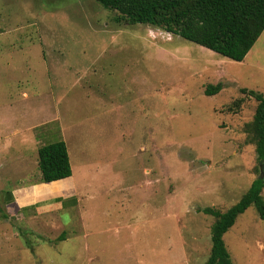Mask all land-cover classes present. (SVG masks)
Segmentation results:
<instances>
[{
    "label": "rangeland",
    "instance_id": "374dc122",
    "mask_svg": "<svg viewBox=\"0 0 264 264\" xmlns=\"http://www.w3.org/2000/svg\"><path fill=\"white\" fill-rule=\"evenodd\" d=\"M116 16L94 0H0V119L36 137L33 171L63 140L77 191L0 220V264H205L215 218L200 210L264 183L257 103L241 93L264 96V32L236 63ZM223 241L231 264H264L254 207Z\"/></svg>",
    "mask_w": 264,
    "mask_h": 264
},
{
    "label": "trees",
    "instance_id": "16d2710c",
    "mask_svg": "<svg viewBox=\"0 0 264 264\" xmlns=\"http://www.w3.org/2000/svg\"><path fill=\"white\" fill-rule=\"evenodd\" d=\"M103 9L116 12L118 25H146L201 46L236 63L247 54L264 32V0H94ZM222 85L207 86L206 97L218 94ZM241 93L253 98L257 105L250 129L255 136L257 158L264 160V96L246 89ZM242 100L235 104L239 106ZM38 169L40 183H52L70 178L72 168L63 140L39 147ZM264 183L255 180L241 199L225 212L204 208L201 213L215 218L211 227V250L205 264H231L223 236L234 226L237 218L254 207L264 222ZM63 208L69 200L60 199ZM70 202H75L71 200ZM25 210H22V212ZM0 206V220H8ZM64 234L59 240H63Z\"/></svg>",
    "mask_w": 264,
    "mask_h": 264
},
{
    "label": "crops",
    "instance_id": "0c3cea01",
    "mask_svg": "<svg viewBox=\"0 0 264 264\" xmlns=\"http://www.w3.org/2000/svg\"><path fill=\"white\" fill-rule=\"evenodd\" d=\"M34 143L37 139L26 126L18 129L15 123L0 119V206L10 217L32 207L39 212L63 208L58 201L68 200L77 193L73 173L64 180L47 184L38 182V164L36 162L33 171L29 157ZM15 177H25V180L15 183ZM68 204L74 205L70 201Z\"/></svg>",
    "mask_w": 264,
    "mask_h": 264
},
{
    "label": "water",
    "instance_id": "95a60500",
    "mask_svg": "<svg viewBox=\"0 0 264 264\" xmlns=\"http://www.w3.org/2000/svg\"><path fill=\"white\" fill-rule=\"evenodd\" d=\"M263 163H264V160H263Z\"/></svg>",
    "mask_w": 264,
    "mask_h": 264
}]
</instances>
